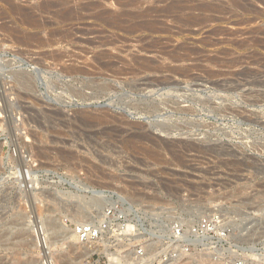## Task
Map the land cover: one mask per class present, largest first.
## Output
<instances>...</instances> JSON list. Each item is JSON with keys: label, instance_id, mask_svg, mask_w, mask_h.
I'll list each match as a JSON object with an SVG mask.
<instances>
[{"label": "rangeland", "instance_id": "rangeland-1", "mask_svg": "<svg viewBox=\"0 0 264 264\" xmlns=\"http://www.w3.org/2000/svg\"><path fill=\"white\" fill-rule=\"evenodd\" d=\"M0 13V264H84L72 223L113 193L219 209L232 257L264 264V0H0Z\"/></svg>", "mask_w": 264, "mask_h": 264}, {"label": "built area", "instance_id": "built-area-1", "mask_svg": "<svg viewBox=\"0 0 264 264\" xmlns=\"http://www.w3.org/2000/svg\"><path fill=\"white\" fill-rule=\"evenodd\" d=\"M112 196L89 218L72 223L87 253L84 264H177L196 262V256L204 264H244L232 257L234 228L221 210L196 218L195 201L141 209Z\"/></svg>", "mask_w": 264, "mask_h": 264}, {"label": "bare ground", "instance_id": "bare-ground-1", "mask_svg": "<svg viewBox=\"0 0 264 264\" xmlns=\"http://www.w3.org/2000/svg\"><path fill=\"white\" fill-rule=\"evenodd\" d=\"M6 1V0H5ZM62 1V0H61ZM125 3V2H124ZM11 5V3L9 2V5H8V7ZM57 5V4H56ZM7 6V5H6ZM11 8H12V5H11ZM9 9V8H8ZM68 9H69V7H68ZM22 10V9H21ZM61 11V10H60ZM59 11V12H60ZM69 11H70V9H69ZM124 12V11H123ZM122 12V13H123ZM30 13V12H29ZM1 14V13H0ZM13 14H15V13H13ZM27 14V13H26ZM26 14H24L25 15V17L27 16ZM62 14H63V12H62ZM56 15V14H55ZM64 15V14H63ZM120 15H121V13H120ZM1 16V15H0ZM4 18V17H3ZM35 18V17H34ZM104 18V17H103ZM116 18V17H115ZM27 19H28V25H30V26H34L35 25V21L36 20H34L33 19V17L29 14L28 16H27ZM119 20V19H118ZM27 21V20H26ZM115 22V21H114ZM113 22V23H114ZM125 22V21H124ZM6 26V25H5ZM2 28V27H1ZM25 36H26V34H25ZM30 38V37H29ZM3 39V38H2ZM19 39V38H18ZM5 41V40H4ZM177 59V58H176ZM148 188V187H147ZM163 192V191H162ZM113 193V192H112ZM97 194L99 195L100 194V196L99 197H101V196H104V191H102V190H100V191H97ZM114 194V193H113ZM120 197V196H119ZM120 198H122V199H124V200H126L125 198H123V197H120ZM97 199H99V198H96V200ZM127 201V200H126ZM130 203V202H129ZM130 204H132V203H130ZM88 215V214H87ZM89 218V217H88ZM42 229V228H41ZM40 233V232H39ZM69 237H71V239H75L76 237L74 236V234L72 233Z\"/></svg>", "mask_w": 264, "mask_h": 264}]
</instances>
